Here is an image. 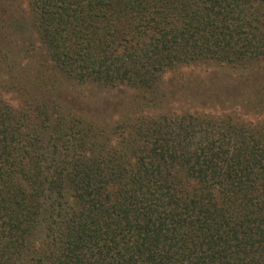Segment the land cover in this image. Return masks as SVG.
I'll list each match as a JSON object with an SVG mask.
<instances>
[{"label": "trees", "instance_id": "16d2710c", "mask_svg": "<svg viewBox=\"0 0 264 264\" xmlns=\"http://www.w3.org/2000/svg\"><path fill=\"white\" fill-rule=\"evenodd\" d=\"M23 1L0 0V264H264V0ZM190 67L237 73L208 100L231 114L161 112Z\"/></svg>", "mask_w": 264, "mask_h": 264}, {"label": "rangeland", "instance_id": "374dc122", "mask_svg": "<svg viewBox=\"0 0 264 264\" xmlns=\"http://www.w3.org/2000/svg\"><path fill=\"white\" fill-rule=\"evenodd\" d=\"M23 2L25 4L26 0H24ZM218 69L219 68L190 67V68L180 69L168 74L164 79L165 83L163 87L166 89L165 91H167L168 95H170L172 92L175 93L174 96L170 98L173 99L174 97V101L172 100L171 103L168 102V107L166 108L167 110H161V112L165 113L167 111H170L173 113H177L179 115L185 113L205 114V115H214V116H222V115L224 116L227 114H231L229 112L230 110L223 111L219 108H215L208 101L211 97L215 95L216 96L219 94L221 96L224 95V92L215 90L220 85L219 83L221 76L237 74L233 70L232 71L219 70L220 74H218L216 73ZM83 89L87 91V87ZM112 92L114 91H111V93ZM130 92L132 91H130L129 89L128 90L124 89L123 94H127ZM92 93L97 94V92H93V91ZM98 93L100 92L98 91ZM124 97L126 96L124 95ZM242 113L244 114L243 111ZM242 117L244 116H240V118ZM246 117H244V119H246ZM256 117L259 120L264 119V115L262 116L257 115ZM250 118L253 119V117Z\"/></svg>", "mask_w": 264, "mask_h": 264}]
</instances>
